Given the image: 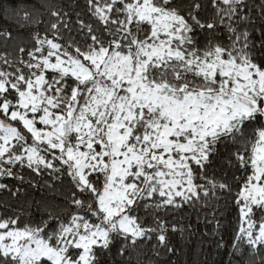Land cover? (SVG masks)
<instances>
[{
  "label": "snow or ice",
  "instance_id": "snow-or-ice-1",
  "mask_svg": "<svg viewBox=\"0 0 264 264\" xmlns=\"http://www.w3.org/2000/svg\"><path fill=\"white\" fill-rule=\"evenodd\" d=\"M193 220L264 264V0H0V264H159Z\"/></svg>",
  "mask_w": 264,
  "mask_h": 264
},
{
  "label": "trees",
  "instance_id": "trees-1",
  "mask_svg": "<svg viewBox=\"0 0 264 264\" xmlns=\"http://www.w3.org/2000/svg\"><path fill=\"white\" fill-rule=\"evenodd\" d=\"M58 188L59 186L57 185L52 189H29L28 196L33 202H59L61 194ZM193 224L194 227H197L195 234L192 236H187L186 234L185 238L177 235L172 241L176 249L175 254H162L158 258L159 264H225L228 259L227 251L217 249L211 236L203 235L205 229L202 225L196 226L194 220Z\"/></svg>",
  "mask_w": 264,
  "mask_h": 264
}]
</instances>
